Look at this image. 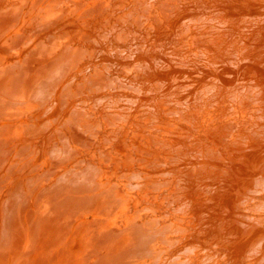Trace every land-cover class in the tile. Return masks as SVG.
<instances>
[{
  "label": "bare ground",
  "instance_id": "6f19581e",
  "mask_svg": "<svg viewBox=\"0 0 264 264\" xmlns=\"http://www.w3.org/2000/svg\"><path fill=\"white\" fill-rule=\"evenodd\" d=\"M246 1L253 3L257 0ZM125 2L128 7H124ZM198 2L197 0H0V169L3 170H0L2 172H0V264H264V185L261 186L259 184L261 182L253 180L256 179L254 176L257 172L259 174V171H256L258 162L264 159L262 158L264 124L256 123L254 129V122L250 120L255 116L264 119L261 103L260 108L257 107L261 102L260 95L264 93L260 85L263 79L261 77V82L258 83L256 77L255 80L253 77L247 80L244 78V81H250V85L236 84L230 87L232 83L226 84L216 71L220 66L222 67L221 63H227L228 60L234 63L238 61L241 64L252 62V55H257L254 51H249V53L254 52L250 55L249 48L244 46L253 45L250 44L253 40H256V44L259 43L257 39L261 34L263 36L264 27L258 25L260 22L257 21L261 20L257 19L256 14L254 17L243 13L245 5L239 0H222L220 10L224 13L220 12L216 20L217 23L227 27L232 26L231 21L239 16L237 22L244 17L245 22L252 24L248 25V28L245 27L249 32L244 38L250 40L249 44L238 35L240 27L227 29L228 27L215 26V30L217 28L226 32L227 39L235 38L234 46L229 45L227 53L225 48L216 44L210 49L204 47L200 51L192 50L194 49L192 47L189 49L191 56L180 55L179 59L182 63L176 65L177 67H182L183 64L185 66L188 62L192 65L203 63L213 69H209V72L201 70L207 73V79L206 77L199 79V87H194L197 88L193 90L194 94L189 93L192 94V99L187 101V97L184 100L188 93L180 94L184 98L176 99L174 96L179 95L177 93L173 95L174 103L166 105L165 113L162 114L168 118L166 120L169 125L176 122V126H186L187 130H191L199 137L196 142H189L190 147L186 146L190 152L189 154L187 152V155L192 159L189 164L196 174V179H193L194 176L192 179L190 176L188 177L190 179H187L185 172L181 176L183 171L175 173L174 166V169H168L167 172H163L164 168L162 173L157 174V178L153 177L156 175L152 174L153 170L151 172L153 179L145 174V171L138 170L135 165L137 171L135 167V171H131L129 167L124 171L115 168L119 174L122 171L120 176L126 172V176H122L126 179V183L124 182L126 187L122 185L126 188L124 191L129 188L128 190L133 191L138 199L144 190L145 193L149 189L155 190L156 194H160L157 198L161 196L159 200L166 199L168 206L169 203L173 205V209L170 207L173 210L171 213L175 214L176 219L167 220L168 217L164 216L165 212L161 214L159 208L160 214L158 210V213L157 211L155 213L156 209L153 206L155 203L157 205L159 200L155 202L154 196H150L155 202L150 206H146L147 202L141 197L139 200L141 204L139 201L134 204L142 207L144 200L143 207L146 206V210L143 207L140 211L133 210L131 216L128 217L129 213L125 215L127 218L123 219L121 216L125 211L127 212L126 200L128 201L131 198L130 194L133 193L128 195L124 194L127 192L121 193L123 188L121 183L111 181L110 178H106L110 173H106V176L104 173L106 166L111 168L119 162L116 141L123 140V136L128 140L131 138L123 134L132 120L129 119V108L117 105L120 100L125 101L126 106L131 105V109L138 107L139 102L143 106L141 116L135 117L138 123L133 129L137 128L138 131H131L135 133L136 142L139 141L137 144H141V148L144 146L140 151L136 150L139 148L134 149L137 154L141 155L139 152L148 145L141 143L146 136L143 134L144 131L149 134L151 143L155 144L154 146L158 145L159 149L156 151L160 154H163L166 146L167 149L172 147V154H177L176 157L168 154L169 157L180 159L182 157L177 158V156L186 154L184 152L187 148L183 146L187 140L181 144L182 139H178L181 133L177 132L178 138L175 133L171 134L178 131V128L174 125L171 127L164 125L160 121L158 110L161 108H158L161 104H166V100L163 103L157 101L160 103L158 107L150 102L151 99L147 100L149 97L142 99L137 94L145 93L146 90L149 92L159 90L155 89L156 86H161L159 93H162L166 88L161 85L162 80H159L157 71L159 68L165 70L168 67L172 68L175 63L172 64L171 59L165 56L166 54L163 56L160 50H153L152 41L155 43L154 38L160 37L161 33L170 36L176 34L181 44L187 42L191 46L193 40L189 35L193 31L192 25L187 26L188 21L183 22L182 17L185 16L183 14L186 8L197 6ZM149 4H153L155 11L147 15ZM217 6L214 8H218ZM120 8L121 10L126 8V11H119L121 14L116 11L115 14V10ZM234 13L238 15L235 16ZM100 21L103 23L99 24ZM242 25L244 23L240 26ZM179 26L180 28L177 29ZM186 33L189 35L186 36ZM217 37L215 38L218 40L221 38L218 34ZM158 41L160 42L159 38L156 42ZM229 43L225 45L228 46ZM171 45L170 43L160 45L159 49ZM256 47L253 49L256 50ZM112 51L116 52V56L125 53L124 56L130 57L131 61L119 62V59L110 55ZM165 51L167 52V49ZM178 54L180 53L176 50L173 55ZM258 55H261L260 52ZM263 58L259 60L264 62ZM263 62L261 66L264 67ZM217 65H220L219 68H214ZM243 66L245 65H242V68ZM111 70L116 72V76L115 74L111 76ZM253 70L255 72L256 69ZM244 74L248 76L247 72ZM187 78L189 81V76ZM178 83L184 85L185 82L181 84L178 81ZM191 83L186 88L193 86ZM174 85L176 84L172 87ZM262 85L264 87V83ZM118 88H128L134 93V97L131 94L123 95L124 93L120 95L121 97L116 94L118 98L113 97L112 92L115 93ZM255 89L259 90L257 99L248 95L249 91ZM165 91L169 97L172 96L173 92H167V89ZM94 92L100 93L96 95ZM221 100L225 101L227 107L219 111L216 107H220ZM250 105L256 106V111L250 110L252 114L243 119L239 114L242 109ZM106 108L112 110L104 112ZM134 113H131L132 116ZM222 116L230 117L238 128L245 123L243 127L241 126L244 131L241 128L237 133L234 131L231 137L218 138L216 130L218 128L221 130L224 123L223 120L222 126L219 127L218 118ZM169 120L171 122H168ZM232 128L227 132L231 133ZM146 132L144 133L147 134ZM54 134L56 137L51 141ZM185 134L187 136L191 132L183 135ZM234 135L236 137H233ZM120 136L122 138H119ZM125 145L130 147L128 143ZM92 147H96L98 151L94 152ZM174 150H177L176 153H173ZM124 153L119 155L123 156ZM137 154L134 155L138 156ZM149 156L154 157L155 154ZM168 156L164 158L168 159ZM127 157L131 156H126L124 160L121 158L123 162L126 160L124 163L132 161H127L130 159ZM135 159L137 160V157ZM143 160L142 162L148 161ZM153 160L151 164L154 163L153 165L156 166L158 159L156 163V159ZM176 162L179 163V160ZM124 163H121L122 167L126 165ZM171 163L173 165L174 162ZM137 165L139 167V164ZM27 166L29 168L31 166L32 169L29 170L33 172L30 174L27 171L29 175L25 173L27 175L23 176L24 173L19 171L26 170ZM155 166L152 169L156 168ZM179 166L181 167V164ZM185 166L182 167L186 168ZM160 167L159 165V169ZM180 167L178 168L181 169ZM187 169L188 167L186 171ZM16 170L18 174L22 173L23 178L20 179L18 175L16 178L13 177L17 173ZM231 171H238L234 181H230ZM262 173L263 170L260 178L264 182ZM191 174L194 175L192 172ZM104 176L106 179L103 178ZM230 176L232 178V175ZM122 177H120L121 182ZM9 183L12 187L6 188ZM231 184L237 186L235 187L237 191L234 192ZM188 190L194 195H190ZM242 191L245 193L243 194ZM223 194L226 197L221 200L220 196ZM143 196L145 197V194ZM157 198L155 196V199ZM195 198L204 202V207L201 204L200 213L197 215L194 214L196 211L194 204L199 200L195 201ZM162 202L158 205H162ZM192 204L195 207L194 211ZM144 210L151 215H141L140 212ZM233 251L237 254L233 255Z\"/></svg>",
  "mask_w": 264,
  "mask_h": 264
},
{
  "label": "rangeland",
  "instance_id": "374dc122",
  "mask_svg": "<svg viewBox=\"0 0 264 264\" xmlns=\"http://www.w3.org/2000/svg\"><path fill=\"white\" fill-rule=\"evenodd\" d=\"M193 1H196V0H193ZM197 1H199L198 2V4H196L197 6H191L190 8H186V11L184 12L185 14H183V15H185L184 17H182L184 20H183V22H187V26H188V24L191 26L192 25V32H191V34L189 35V33H186V36H190V38L193 40V42H192V45L190 46L187 42H184V44H181L180 42H179V39L174 35V36H170L169 34H165V35H163V33H161V36L160 37H158L159 38V40H160V42L158 43V42H156L157 40H158V38L156 37V38H154L155 39V43H154V41H152V48H153V50L155 49L156 51H158V50H160V52L163 54V56L165 55V56H167L169 59H171L170 61H172V64L173 63H175L174 64V66L172 67V68H170V67H168L166 70L165 69H158V71H157V75H158V78H159V80L161 81L162 80V83H161V85H164V87H166L165 89H163L162 90V93H159V92H161V86L160 87H158V86H156V88L155 89H159V90H155V91H153V92H149V91H147L146 90V92L145 93H138L137 95H138V97H141L142 99H147L148 97H149V99H147V100H150L151 99V101L150 102H152V103H154L155 105H159L160 106V103H163V102H165V100H166V104L164 105V104H161V106L158 108V109H160V110H158V112H159V115H160V121H162L163 123H164V125H168V126H173L174 125V127L175 128H178V131H176V132H172L171 134H174V135H176L177 136V138H178V136H179V134L178 133H181V135H183L184 133H190L191 132V134H193L192 136L193 137H195L196 139H193V137H191V134H189V135H187L186 136V134L185 135H183V136H181L180 135V137L178 138L179 140L180 139H182L181 141H180V143L181 144H183L184 143V141L185 140H187V142H185L184 143V145L185 146H183V148H187V149H185V152L184 153H186L185 155H180V154H178V155H180V156H177V158L178 157H182V158H180V159H176V158H172V157H176V155L177 154H172L171 153V148H168L167 149V146H166V149H165V151H164V149H163V154H160L159 152H157L158 151V149H159V147H158V145H156V146H154L155 144H152L151 143V139H150V136H149V134L146 132V131H144V132H146L147 134H145L144 132H143V134L144 135H146V136H144L143 137V139L145 140H143L141 143H142V145H144L143 143H146L145 144V146H146V148H147V150L149 151V152H147V150H146V148H144V150H142L141 152H139V153H141V155H139V154H137L138 152V150L140 151L141 149H143V147L144 146H142V148H141V144L140 145H138L139 143V141L138 142H136V137H134L135 135V133L133 134L131 131H138V129L137 128H134L133 129V127H135L136 125H137V123H138V121H137V119L135 118V117H138L139 118V116H141V114L143 113L142 112V109H143V106L141 105L142 103H138L137 104V106L139 107H136V108H133V109H131V105H128V106H126L127 104L125 103V101H122L121 102V100H120V103H118L117 105L118 106H121V105H124L125 107H127V108H129V111H130V116H129V119H130V121H131V123L125 128V131L123 132V134L124 135H126L128 138H129V136H131V138H129V140L128 139H126V138H124V136H123V140H117L116 141V148H117V150H118V157L120 156V158H118V160H119V162L116 164V166H113V167H111V168H114L112 171L110 170L111 168H109V167H105V169H104V173H105V176H106V173H110V174H107V176H106V178H110L111 179V181H118V182H120L121 183V187H126V185H125V183H126V179H123V177H125L126 175H125V173H124V175H122V176H120L121 175V173H122V171L120 172V174H119V172L118 171H120V170H125L127 167H129V169L131 170V171H133L134 170V167L135 166H137V169L138 170H140V171H145L144 173L146 174L147 173V175L149 176V177H152V174H156L155 176L153 175V177L155 178H157V174L158 173H162V171H163V169L165 168L166 169V167H167V169L165 170L164 169V171L163 172H167V170L168 169H174L173 168V166L175 167V173L177 172L178 173V171H180V172H182L183 174H181V176H183L185 173H187V175L185 174V177L187 178V179H192V177H193V179L195 178L196 179V174L192 171V169H191V167H190V164H189V161L190 160H192L191 158L189 159V157H188V155H187V152H188V154L190 153L189 152V150H188V147H186L187 145L190 147V144H189V142H196V140H198V136H197V134L196 133H194V132H192L191 130H187V128H186V126L184 127H182L181 125V128H179L180 126H176V122L174 123H171L170 125H169V123H167V120H166V118L167 117H164L162 114H164L165 112H164V110H165V108L164 107H166V105L168 106V105H171V104H173L174 102V100H175V98L173 99V95H175V94H185V93H188L186 96L185 95H183V96H185V98L184 97H182L181 95V97L179 96V95H175L174 97H176V99H180V98H184V100L186 99L187 101H188V99H192L191 98V95L192 94H194V92L195 91H193L194 89H197L198 87H199V85L198 84H200V82H199V79H204V77H206V79H207V73L206 72H201V70L202 71H210L211 69H213V68H211V66H209V68L207 67V66H205L203 63H197V64H194V65H192V64H188V62L185 64V66H184V64L182 65V67H177L176 65H181V61H180V55H182V54H187L188 56H191L190 54H189V52H191L189 49H192V47L194 48V49H192V50H197V51H200V49L202 50V48H204V47H206L207 49H210V48H212L215 44L216 45H219V47L221 46V48H225V52L227 53V52H229V45H233L234 46V43H235V38L234 39H227V36H226V32L225 31H222L221 29H218L217 30V28H219L218 26H220V28L221 27H225V26H223L221 23L219 24V23H217V20H216V17L218 16V15H220L221 13H224L222 10H220L221 9V7H222V3H221V1L222 0H197ZM204 1V2H203ZM245 1V2H244ZM190 2H192V1H190ZM207 2H208V4H207ZM221 4H220V3ZM239 2L240 3H242L243 5H245L244 6V11H243V13L245 12V13H247L246 15H248V14H250V16L252 15V16H254L255 17V14H256V17H257V19L258 20H261V21H257V22H260V23H258V25L260 26H263L264 27V17H263V15H264V2L262 1V0H257L256 2H253V3H248L246 0H239ZM244 2V3H243ZM193 3V2H192ZM199 3H201V4H199ZM203 3V4H202ZM211 3V4H210ZM216 3V4H215ZM217 3H218V6H217ZM126 2L124 3V7H128V4H126ZM206 4H207V6H206ZM220 4V5H219ZM137 5H138V3H137ZM150 5V7L147 9V15H148V13L149 14H151L150 12H152V11H155L154 10V8H153V4H149ZM200 5V6H199ZM131 6H133V5H131ZM188 6H190V5H188ZM211 6H213V8L214 7H218V8H214V12L212 11L213 10V8H211ZM137 7V6H136ZM207 7H209V8H207ZM197 8V9H196ZM263 8V9H262ZM123 10H125L126 11V8H122ZM203 9V10H202ZM248 9V10H247ZM123 10H121V8L120 9H118V10H115V14L117 13V12H119V11H122L123 12ZM128 10V9H127ZM149 10V11H148ZM193 10V11H192ZM217 10V12H215ZM220 10V11H219ZM262 11V13H261V11ZM117 11V12H116ZM226 11H227V9H226ZM225 11V12H226ZM255 11H257V12H255ZM146 12H144L145 14H146ZM201 14H200V13ZM211 12V13H210ZM219 12V13H218ZM221 12V13H220ZM237 12V11H236ZM197 13V14H196ZM212 13H214V14H212ZM215 13H217V14H215ZM227 13V12H226ZM231 13V12H230ZM241 13V11L239 12V14ZM119 14H121L120 12H119ZM189 14V15H188ZM190 14H191V16H190ZM193 14V15H192ZM195 14V15H194ZM235 14V13H234ZM262 14V15H261ZM188 15V16H187ZM236 15H238V14H235V16ZM194 16V17H193ZM212 16V17H211ZM98 17V16H97ZM197 17V18H196ZM201 17V18H200ZM209 17H211L210 19H209ZM259 17V18H258ZM191 18V19H190ZM243 18V19H242ZM253 18V17H252ZM262 18V19H261ZM97 19V18H96ZM212 19H214L213 21H214V23H213V21H212ZM234 19V18H233ZM237 19V21L240 19V16L238 17V18H236ZM236 19H234V21H231L233 24H232V26H227V27H225V28H227V29H230L231 27V29H233V27L234 26H238V27H240L239 29H240V31L239 32H237L238 33V35H240V36H242L243 38H244V35H248V32L249 31H247L246 30V28H248L247 26L248 25H252V24H248L247 22H245V18L244 17H241V21H239V22H237L236 21ZM187 20V21H186ZM196 21V22H195ZM244 23V25H246V26H244V25H242V26H244L243 27V30H241V27L242 26H240L241 24H243ZM101 23H103L102 21H100L99 22V24H101ZM200 23H202V24H200ZM204 23H207V24H204ZM237 23V25H235ZM200 24V25H199ZM211 26H210V25ZM103 25V24H102ZM198 25V26H197ZM215 26L217 27L216 28V30L214 29L215 28ZM138 27V26H137ZM246 27V28H245ZM180 28V26L179 27H177V29H179ZM138 29H140V28H138ZM198 29V30H197ZM234 29H235V27H234ZM196 31H198V32H196ZM200 31H202V32H200ZM206 31V32H205ZM209 31H211V32H209ZM216 31V32H215ZM221 31V32H220ZM243 31H246V32H243ZM200 32V33H199ZM208 32V33H207ZM221 34H220V33ZM235 32V31H234ZM233 32V33H234ZM262 32H263V36H261L260 35V37L257 39V42H259V43H257L256 44V40H253V41H251L250 42V40L247 38V39H245V42H248V44H249V42H250V44H253V45H249V46H244L245 48H249V50H248V53H249V51H254L257 55H258V53L260 52V54L262 55H258V57L255 59V56H257V55H252V53H254V52H250L249 54L250 55H252V62H246V63H238V61L236 62V63H234V62H231L230 60H228L227 61V63H221L222 64V67L220 66V65H217V66H214V68H219V66H220V68H222V69H216V71L220 74V77H222V79L224 80V82L227 84H231L230 85V87L233 85H236V84H246V85H250V81H244L245 79L244 78H246V80H247V78L249 79H252V77H253V79L255 80V77L257 78V82L259 81V82H261V86H262V88H263V91H264V87H263V81H264V70H263V66H261V63L263 62L262 60H259L260 58H263V56H264V28H263V30H262ZM195 35H194V34ZM243 33V34H242ZM199 34V35H198ZM213 34V35H212ZM217 34H218V36L219 37H221V38H219V40L218 39H216L215 37H217ZM212 35V36H211ZM223 35V36H222ZM228 35V34H227ZM236 35V34H235ZM238 35H236L235 37L236 38H238L237 36ZM164 36V37H163ZM168 36V37H167ZM192 36V37H191ZM167 37V38H166ZM207 37V38H206ZM211 37H213V39H210ZM163 38V39H162ZM206 38V39H205ZM218 38V37H217ZM226 38V39H225ZM255 38V37H254ZM162 39V40H161ZM167 39V40H166ZM205 39V40H204ZM221 39V40H220ZM224 39V40H223ZM262 39V40H261ZM173 42H172V41ZM226 40V41H225ZM249 40V41H248ZM185 41H187V38H185ZM219 41V42H218ZM221 41V42H220ZM228 41V42H227ZM229 41H230V43H229ZM215 42V43H214ZM263 42V43H262ZM164 43V44H163ZM167 43H170V44H172L171 45V47L170 46H165L164 48H162V49H159L162 45H165V44H167ZM174 43V44H173ZM218 43V44H217ZM226 43H229L228 44V46H226L225 44ZM197 44V45H196ZM254 44H256V46H254ZM161 45V46H160ZM178 45V46H177ZM211 45V46H210ZM225 45V46H224ZM159 46V47H158ZM259 46V47H258ZM181 47V48H180ZM255 47H256V50L257 51H259V52H257L256 50H254L255 49ZM157 48V49H156ZM185 48H187V49H185ZM199 48V49H198ZM227 48V49H226ZM251 48V49H250ZM254 48V49H253ZM167 49V52L165 51ZM253 49V50H252ZM176 50H178V53H180V54H178V55H173L174 53H176ZM175 51V52H174ZM186 51V52H185ZM169 52V54L167 55V53ZM224 52V51H223ZM124 54L125 53H122V54H118L117 56H116V52H114V51H112L111 52V54L110 55H113L114 56V58H116V59H119L120 61L119 62H128V61H131V58L130 57H125L124 56ZM171 54H172V56H171ZM224 54V53H223ZM116 56V57H115ZM174 56V57H173ZM119 57V58H118ZM123 57H125V58H123ZM123 58V59H122ZM128 58V59H127ZM258 59V60H257ZM264 59V58H263ZM260 62V61H262V62H260L259 64L256 62ZM176 61H178L177 62V64H176ZM255 61V62H254ZM203 64V65H202ZM224 64V65H223ZM247 64V65H246ZM242 65H245V66H243V68H242ZM251 65V67H249ZM262 65H264V62H263V64ZM176 66V67H175ZM189 66V67H188ZM201 66H202V68H201ZM204 66V67H203ZM174 67H175V69H174ZM246 67V68H245ZM249 67V68H248ZM253 67V68H252ZM114 68V67H113ZM117 68V67H116ZM170 68V69H169ZM177 68H179V69H177ZM181 68H183V70L181 69ZM200 68V69H199ZM207 70H206V69ZM242 68V69H241ZM245 68V69H244ZM112 69V68H111ZM172 69V70H171ZM174 69V70H173ZM210 69V70H209ZM238 69H239V71H238ZM253 69H256L255 70V72H254V70ZM115 70V69H114ZM114 70L112 71V72H110V74H111V76L112 75H114V76H116V72H114ZM162 70V71H161ZM179 70V71H178ZM220 70V71H219ZM247 70V71H246ZM251 70H253V71H251ZM258 70H260V71H258ZM263 70V71H262ZM166 71V72H165ZM173 71V72H172ZM176 71H178L177 73H176ZM182 71H183V73H182ZM248 73V76H246V74H244V73H246V72ZM249 71V72H248ZM251 71V72H250ZM257 71H258V73H257ZM164 72V73H163ZM171 74H169V73ZM196 72H197V74H196ZM242 72V73H241ZM122 73V72H121ZM121 73H118V75H120ZM173 73V74H172ZM191 73L193 74V75H191ZM203 73V74H202ZM240 73L242 74L241 76H240ZM251 73V74H250ZM254 73H256L257 75L255 76V74ZM102 74V73H101ZM162 74V75H161ZM178 74H180V75H178ZM182 74V75H181ZM200 74H201V76L203 75V77H201L200 76ZM205 74V75H204ZM160 75V76H159ZM163 75H165V76H163ZM199 75V77H197ZM222 75V76H221ZM245 75V76H244ZM251 75V76H250ZM259 75V76H258ZM126 76V75H125ZM163 78H162V77ZM181 76V77H180ZM187 76H189V81H190V83L193 85V86H189V88H186L188 85H190V83H188L189 81H188V78H187ZM244 76V77H243ZM185 77V78H184ZM261 77H262V79L263 80H261ZM126 78H127V76H126ZM179 78H181V79H179ZM198 78V79H197ZM129 79V78H128ZM163 79H164V81H163ZM166 79V80H165ZM171 79V80H170ZM176 79H177V81H176ZM179 79V80H178ZM241 79V80H240ZM168 80V81H167ZM182 80H183V82H182ZM186 80V81H185ZM195 80V81H194ZM261 80V81H260ZM173 83H172V82ZM178 81L179 82H181V84H183L184 82L185 83H187V84H185L184 83V85H180V83H178ZM196 81H198V82H196ZM168 82H169V84H168ZM194 82V83H193ZM248 82V83H247ZM258 82V83H259ZM165 83H166V86H165ZM178 83V84H177ZM173 84H176V85H174L173 87H172V85ZM169 85V86H168ZM181 86H183V87H181ZM185 86V87H184ZM260 86V87H261ZM168 87H169V90H168ZM172 87V88H171ZM179 87V88H178ZM194 87H197V88H194ZM171 88V89H170ZM176 88V89H175ZM180 88H182V89H180ZM185 88V89H184ZM167 89V92H173V94H172V96L171 97H169V95H167V93H165L166 90ZM179 89H180V91H179ZM186 89H187V91H186ZM192 89V90H191ZM261 89V88H260ZM184 90V91H183ZM262 90V89H261ZM120 91H122V92H120ZM165 91V92H164ZM174 91H176L175 93H174ZM193 91V92H192ZM234 91V90H233ZM232 91V92H233ZM257 91H259V90H257V89H255V90H253V91H249V93H248V95H250L251 97H253L254 96V99H257V97H258V92ZM100 92H103V91H100ZM100 92H98V93H100ZM115 92V91H114ZM119 92H120V94H119ZM127 92V93H126ZM180 92V93H179ZM184 92V93H183ZM254 92H256V93H254ZM95 93V92H94ZM98 93H95L96 95L98 94ZM122 93H124L123 95H129V94H131L132 95V97H134V93L132 92V91H129V89L127 88H118V90L115 92V93H113L112 92V95H113V97H115L116 95H118L119 97H121L120 95H122ZM189 93H192L191 95L189 94ZM101 94H104V93H101ZM100 94V95H101ZM116 94V95H115ZM157 94H159V95H157ZM165 94V95H164ZM256 96H255V95ZM258 94V95H257ZM146 95H147V97H146ZM153 95V96H152ZM118 96H116L117 98H118ZM135 96H136V94H135ZM143 96V97H142ZM161 96H164V97H161ZM167 96V97H166ZM190 96V97H189ZM261 97V102H259L258 104H257V107L258 108H260V103H261V110L262 109H264V93H263V95H260ZM146 97V98H145ZM116 98V99H117ZM155 98V99H154ZM168 100H169V103H168ZM231 100V99H230ZM157 101L158 102H160V103H157ZM225 101L224 100H221L219 103H220V107L218 106V107H216L219 111H222V110H220V109H223V107L225 108V107H227V105L224 103ZM248 102H250V101H248ZM256 102V101H255ZM223 103V104H222ZM126 104V105H125ZM256 104V103H255ZM139 105H141V106H139ZM263 105V106H262ZM122 107V106H121ZM141 107V108H140ZM196 107V106H195ZM195 107L193 108V109H195ZM256 106H253L252 107V105H250V106H248V108H244V109H242V114L243 115H241V113L239 114L240 115V117H242L243 119H245V118H247L248 116H249V114H252V113H250V110H254V111H256V108H257ZM263 107V108H262ZM138 108V109H137ZM192 108V107H191ZM254 108V109H253ZM136 109V110H135ZM110 110H112V109H110V108H106V110L104 111V112H109ZM162 110V111H161ZM249 110V111H248ZM258 110V109H257ZM138 111H140L138 114H136ZM243 111H244V113H243ZM134 112H136V113H134ZM129 113V112H128ZM131 113H134V116H132V114ZM247 113V114H246ZM257 113V112H256ZM260 114V113H259ZM136 115V116H135ZM260 116H255V117H251L250 118V120H251V122L253 123V127L255 126V124L256 123H260V124H264V119L263 118H259ZM136 119V120H135ZM162 119V120H161ZM166 120V122L165 121H163V120ZM168 119V118H167ZM219 120H218V123H220L219 124V127H220V125L223 123V120H224V123L222 124L223 125V127L226 125V121H228L229 119H231L230 117L229 118H227V116H226V118H224L223 116L221 117V118H218ZM134 120H135V122H134ZM254 120V121H253ZM257 120V121H256ZM137 121V122H136ZM238 121H239V119H238ZM168 122H171L170 120L168 121ZM226 122V123H225ZM234 122L235 121H233L232 119H231V121H229L228 123H227V125L223 128V127H221V130H220V128H218V130H216L217 132H216V136H218V138L220 137V139H221V137L222 136H225V137H231V135H233L234 134V131H235V133H237L239 130L238 129H241L243 126L242 125H244L245 123H242V125H239V127L240 128H238V126H236V124H234ZM132 123H135L134 125H132ZM166 123V124H165ZM140 124V123H139ZM228 124H232V125H228ZM234 124V125H233ZM221 125V126H222ZM233 128H232V127ZM242 126V127H241ZM229 127V128H228ZM185 128V129H184ZM230 128H232L233 130H231L232 132L231 133H229L230 132ZM127 129H129V131L127 132ZM179 129H181V130H179ZM224 129V133L225 134H223V132L222 133H220V131H222ZM227 129H229V130H227ZM247 128H245V130H246ZM254 129H256L255 127H254ZM187 130V131H186ZM238 130V131H237ZM241 130H243L244 131V128H242ZM190 131V132H189ZM218 131H219V134H221L220 136H219V134H218ZM226 131V132H225ZM227 131H229V132H227ZM125 132H127V133H125ZM133 134H131V133ZM178 132V133H177ZM182 132H184V133H182ZM129 133V134H128ZM252 133V132H251ZM122 134V135H123ZM178 134V135H177ZM223 134V135H222ZM227 134V135H226ZM195 135V136H194ZM84 136V135H83ZM115 136H117V135H115ZM54 137H56L55 136V134L52 136V138L53 139H50L51 141L52 140H54ZM134 139H133V138ZM146 137H148V138H146ZM198 137V138H197ZM225 137H223V139H225ZM233 137H236L235 135L233 136ZM119 138H122V136H120ZM146 138V139H145ZM188 138V139H187ZM131 139V140H130ZM184 139V140H183ZM219 139V140H220ZM227 139V138H226ZM142 140V138L140 139V141ZM148 140V141H147ZM192 140V141H191ZM120 141H122L121 143H120ZM125 141H126V143H125ZM132 143L131 145H130V143ZM133 141H135V143H133ZM147 141V142H146ZM120 144V145H122L121 147H120V145L118 144V143ZM124 143V144H123ZM128 143V145H130V147L129 146H127V145H125V144H127ZM138 143V144H137ZM188 143V144H187ZM49 144V143H48ZM47 144V145H48ZM151 144H152V146H151ZM221 144H223V143H221ZM134 145H136V146H134ZM138 145V146H137ZM119 146V147H118ZM135 147V148H134ZM150 147V148H149ZM153 147H155V148H153ZM156 147H158L157 149H156ZM93 149V151L94 152H97L98 150H96L95 148L96 147H92ZM128 148V149H127ZM136 148H139V149H136ZM123 149H125L124 151H123ZM134 149H136V150H134ZM123 151V153H124V155L123 156H125V157H123V156H121L122 154H121V152ZM127 150H129V151H127ZM146 150V151H145ZM150 150H152V151H150ZM157 150V151H156ZM168 150V151H167ZM169 150H170V152H169ZM188 150V151H187ZM135 151V152H134ZM157 153H156V152ZM167 151V152H166ZM176 151L177 150H174L173 151V153L175 152L176 153ZM178 151H180V150H178ZM120 152V153H119ZM126 152H128V153H126ZM131 152V153H130ZM134 152V153H133ZM137 152V153H136ZM151 152H153L154 154H155V156L153 157H151V156H149V155H153V153H151ZM160 152H162V150L160 151ZM182 152V153H183ZM146 153V154H145ZM148 153H150L149 155H148ZM160 155H159V154ZM178 153V152H177ZM183 153V154H184ZM119 154H121V155H119ZM134 154H137L138 156H136V155H134ZM168 154H170L169 156H171V154H172V157H169L168 156ZM264 154V153H263ZM144 155H146V157L144 156ZM169 157L168 159L167 158H164V157H167V156ZM175 155V156H174ZM126 156H131V157H133V158H131V157H127V158H130V159H128L127 161H129V160H132V161H130V162H127V163H124V162H126V160L123 162V160L124 159H126ZM135 156V157H134ZM184 156V157H183ZM264 155H262V158H264L263 157ZM137 157V160H141L140 162H137V160L135 159ZM145 157V158H144ZM152 159H151V158ZM159 157V158H158ZM162 157L164 158V159H162ZM186 157V158H185ZM123 160H122V159ZM151 159V161L153 160V159H156L155 160V163H156V161H157V159H158V165L156 164V166L155 165H153L154 163H152L151 164V161H150V159ZM143 159H149L148 161H146V162H142V161H144ZM169 159H172L171 161L169 160ZM174 159V160H173ZM179 160V163L178 162H176V160ZM185 161V163H184V161ZM187 159V160H186ZM117 160V161H118ZM163 160H167L168 161V163H167V161L165 162V161H163ZM136 161V162H135ZM160 161V162H159ZM170 161V162H169ZM180 161H181V163H180ZM153 162H154V160H153ZM171 162H174L173 163V165H172V163ZM176 162V163H175ZM124 163V164H126V165H123V167L121 166L122 164ZM140 163L142 164L141 166H142V169H141V166H140ZM144 163H147V164H144ZM148 163H150V164H148ZM159 163H161V164H159ZM166 163L167 164H169L168 166L166 165ZM178 163V164H177ZM133 165V168L131 169V167H132V165ZM137 164H139V167H138V165ZM143 164H144V166H143ZM165 164V165H164ZM175 164V165H174ZM181 164V167L179 166ZM226 164V163H225ZM263 164V165H262ZM106 165V164H105ZM119 165L121 166V167H119ZM130 165V166H129ZM135 165V166H134ZM146 165V166H145ZM151 165H153V167L155 166L156 168H154V169H152L153 167H150ZM159 165L161 166L160 167V169H159ZM177 165H178V167H180L181 169H179L178 167H177ZM185 165H188V166H185ZM165 166V167H164ZM172 166V167H171ZM182 166H185L186 168L188 167V169H187V171H186V168H184V167H182ZM28 168L26 169V170H22V171H19V172H22V173H24L23 174V176H26L28 173H30V172H33L32 170H29L30 168H31V166H30V168H29V166H27ZM117 167H119V168H117ZM144 167V168H143ZM145 167H146V169H145ZM148 167V168H147ZM150 167V168H149ZM157 167H158V169H157ZM170 167V168H169ZM176 167H177V169H176ZM190 167V168H189ZM115 168L118 170H115ZM123 168V169H122ZM162 168V169H161ZM261 168V169H260ZM24 169V168H23ZM32 169V168H31ZM107 169V170H106ZM135 169H136V167H135ZM137 169H136V171H137ZM145 169V170H144ZM152 169V170H151ZM183 169V170H182ZM185 169V170H184ZM1 171H3L2 169H0ZM114 170H115V172H114ZM128 170V169H127ZM147 170H148V172L150 173V175H149V173L147 172ZM154 170V171H153ZM157 170L159 171V172H157ZM161 170V171H160ZM262 170H263V172H264V159L262 160V162H258V165H257V170L256 171H259V174H258V172H257V175L256 176H254V178H256V179H253L255 182H261V183H259L261 186L262 185H264V182H262V179L260 178V176H261V172H262ZM0 171V172H1ZM18 170H16V172H17ZM27 171H28V173H27ZM109 171H111V172H109ZM135 171V170H134ZM153 171V173L151 174V172ZM156 171V172H155ZM255 171V169H254V172H256ZM15 172V171H14ZM112 172H114V173H112ZM155 172V173H154ZM185 172V173H184ZM191 172L194 174V175H192L191 174ZM2 173V172H1ZM22 173H19L18 174V172L17 173H15V175L14 174H12V175H14L13 177H15L16 178V175H18V177L21 179V177H22ZM25 173H27V174H25ZM103 173V174H104ZM115 173H117V174H115ZM233 173H234V175H233ZM21 174V175H20ZM30 174H32V173H30ZM114 174H115V176H114ZM230 175H232V178H231V176L229 175V177H230V181H234V179L236 180V178H234V177H237L238 176V171H231L230 173H229ZM29 175V174H28ZM109 175V176H108ZM117 175V176H116ZM235 175H237V176H235ZM105 176L103 177L104 179H106L105 178ZM118 176H119V178H118ZM190 176V178H188ZM262 176L264 177V173H262ZM117 177V179H115V178ZM120 177H122V182H121V178ZM153 177H152V179H153ZM228 177V178H229ZM23 178V177H22ZM124 180V181H123ZM18 181H20V180H18ZM13 182V181H12ZM15 182V181H14ZM125 182V183H124ZM123 183V184H122ZM150 183V182H149ZM7 185V184H6ZM5 185V186H6ZM123 185V186H122ZM235 184H231V187L234 189V192H235V190L237 191V189L235 188V187H237V186H234ZM12 187V185L9 183V185H7L6 186V188H11ZM123 187V188H124ZM121 188V193H124V192H127V193H124V194H127L128 195V193L130 194V193H133V191H129L128 189L129 188H127V190L126 191H124L126 188ZM152 189H149V191L147 192V193H145V190H144V193L143 194H141V196H139L138 197V199L136 198V194L135 193H133V194H130V196L129 197H131V198H129L127 195V197L130 199H128L127 197V199H128V201L126 200V204H127V206L128 205H130V206H126V210H127V212L125 211V213H124V215L123 216H121L123 219H126L127 218V216H125V215H127V214H129L128 215V217L129 216H131L135 211H140V210H142L141 208L143 207V205L145 204L144 202L146 201L147 203H146V206H150V204L151 205H153L155 202H157V200H159L158 198H160L161 199V196L160 197H158L157 198V195H160V194H156L157 192L155 191V190H152ZM192 190V192H194V190L193 189H190V191ZM189 191V190H188ZM190 191L188 192L189 194H190ZM244 191H246V190H244ZM244 191H242L243 192V194L245 193ZM191 192V194L192 195H194V193H192ZM231 192H232V189H231ZM148 193H150V194H152V195H150V194H148ZM145 194V197L143 196ZM190 194V195H191ZM196 194V193H195ZM222 194V193H221ZM133 195V196H132ZM149 195V196H148ZM135 196V198L133 199V197ZM147 196V197H146ZM150 196H154L153 198H154V201H152L153 200V198L152 197H150ZM155 196H156V198L157 199H155ZM141 197L143 198V199H145V201L143 200L142 201V207H140V205H139V207H138V205L137 204H134V203H137L139 200H141ZM148 197H150V198H148ZM221 198V200H223V199H225V194H223L222 196H220ZM147 198V199H146ZM137 199V200H136ZM151 201H150V200ZM132 200H136V201H132ZM148 200V201H147ZM163 200V199H162ZM162 200H159L158 202H157V205H156V203L154 204V206L153 207H155V213H156V211L158 210L159 211V214H160V210H161V214H164V212H165V214H164V216L165 217H168V218H166L167 220H170V219H176V217H175V214L174 213H171L173 210V205H171L170 203H169V206H168V200H163V202H162ZM196 200H199V201H197V202H195ZM193 201L195 202V203H197V204H194V205H196V208L194 207V205L192 204V208H193V211L196 209V211H194V214H199L200 212V209L199 208H201V204H203L202 206L204 207V202H203V200H202V198H201V200L202 201H200V199H194ZM151 203H150V202ZM167 203H166V202ZM128 202H129V204H128ZM132 202V203H131ZM140 202V204H141V201H139ZM138 202V203H139ZM152 202H153V204H152ZM160 202V203H159ZM161 202L163 203L162 205H158V203L159 204H161ZM198 202H200V203H198ZM203 202V203H202ZM131 203V204H130ZM149 203V205H147ZM166 203V204H165ZM193 203V202H192ZM255 203V202H254ZM137 205V206H135V208H131L133 205ZM200 204V205H199ZM132 205V206H131ZM157 207H156V206ZM164 205V206H163ZM199 205V207H197ZM145 206V207H146ZM250 206H252V205H250ZM131 209H130V208ZM134 207V206H133ZM145 207H143V208H145ZM161 207H163V208H161ZM165 207V208H164ZM172 209H171V208ZM249 207V206H248ZM127 208H129V210L127 209ZM147 208V207H146ZM146 208H145V210H146ZM160 210H159V209ZM171 209V211H170V209ZM195 208V209H194ZM197 208H198V213H197ZM124 209V210H125ZM137 209V210H136ZM163 209V210H162ZM164 209H165V211H164ZM169 210V211H167V210ZM133 210H134V212H133ZM144 210V212H140V214L141 215H145V214H147V215H151V213H147V211H145ZM158 211H157V213H158ZM167 212V213H166ZM132 213V214H131ZM168 213H170V214H168ZM261 214V213H260ZM172 215V216H171ZM174 215V216H173ZM124 217H126V218H124ZM174 217V218H173ZM121 218V219H122ZM122 219V220H123ZM161 221V220H160ZM234 253V251L232 252V254ZM235 254H237V252H235L233 255H235ZM259 264H262V263H259Z\"/></svg>",
  "mask_w": 264,
  "mask_h": 264
}]
</instances>
